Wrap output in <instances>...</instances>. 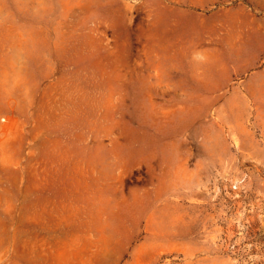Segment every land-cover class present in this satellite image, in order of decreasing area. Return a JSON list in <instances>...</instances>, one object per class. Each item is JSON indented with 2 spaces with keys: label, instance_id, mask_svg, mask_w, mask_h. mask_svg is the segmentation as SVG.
<instances>
[{
  "label": "rangeland",
  "instance_id": "obj_1",
  "mask_svg": "<svg viewBox=\"0 0 264 264\" xmlns=\"http://www.w3.org/2000/svg\"><path fill=\"white\" fill-rule=\"evenodd\" d=\"M0 264H264V0H0Z\"/></svg>",
  "mask_w": 264,
  "mask_h": 264
}]
</instances>
